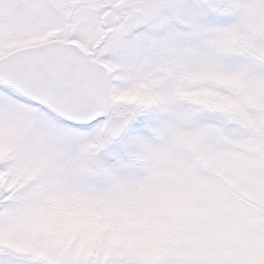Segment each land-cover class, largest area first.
<instances>
[{
    "label": "snow or ice",
    "instance_id": "6c2138e0",
    "mask_svg": "<svg viewBox=\"0 0 264 264\" xmlns=\"http://www.w3.org/2000/svg\"><path fill=\"white\" fill-rule=\"evenodd\" d=\"M0 264H264V0H0Z\"/></svg>",
    "mask_w": 264,
    "mask_h": 264
}]
</instances>
